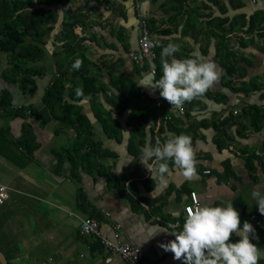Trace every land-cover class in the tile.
<instances>
[{
    "label": "crops",
    "instance_id": "crops-1",
    "mask_svg": "<svg viewBox=\"0 0 264 264\" xmlns=\"http://www.w3.org/2000/svg\"><path fill=\"white\" fill-rule=\"evenodd\" d=\"M243 2L244 7L234 9L228 0H71L88 15L86 25L76 31L85 45L87 72L96 80L88 82L95 89L79 101L69 93L65 99L80 106L104 149L77 166L61 148L77 137L74 128L62 129L58 117L43 122L20 114L24 106L44 107L46 89L60 64L72 68L69 90L87 83L82 75L79 81L72 75L75 55L66 57L58 39L61 21L44 37V56L32 62L43 74L25 90L3 76L9 58L0 50V99L5 100L0 101V144L7 153H0V184L12 189L0 205V250L10 264H129L98 237L81 233L83 217L98 218L102 234L112 239L119 224L121 239L141 249L147 264H183L159 245L175 239L171 232L182 231L178 222H184L191 191H197L200 206L232 203L241 225L245 220L253 225L252 242L264 253V215L253 197L254 191L264 196V38L229 34L226 43L239 67L226 76L217 55L219 42L210 33L221 34L210 19L222 16L224 7L230 16L264 10V0ZM144 20L156 55L137 61L130 53L139 48ZM170 42L180 45L175 58L198 54L223 70L204 95L179 108L150 85L163 74L161 51ZM27 122L37 137L31 155L20 144ZM169 134L192 138L198 163L190 181L169 162L171 174L162 182L154 158L149 169L140 161L146 145L155 146L156 139L163 143ZM238 239L233 235V242ZM258 264H264V256Z\"/></svg>",
    "mask_w": 264,
    "mask_h": 264
},
{
    "label": "trees",
    "instance_id": "trees-1",
    "mask_svg": "<svg viewBox=\"0 0 264 264\" xmlns=\"http://www.w3.org/2000/svg\"><path fill=\"white\" fill-rule=\"evenodd\" d=\"M175 1L181 4L184 0ZM213 1L216 2V0ZM228 1L234 9L242 8L245 5L243 0ZM58 6L62 7V15H60ZM224 8L221 11L222 16L218 15L210 19V24L217 25L215 27L220 29L221 34L218 35L215 30L210 33L216 36L219 42L217 43V55L221 56L226 76H232L238 71L239 66L236 64L238 58L234 55V51L231 50L229 44L226 43V37L231 33L236 34V32L241 31L247 34H257L259 39L263 40L264 10H257L250 16L245 12L230 16L226 14V7ZM87 19L88 15L75 9L71 0H0V50L9 58V67L3 71L6 80L19 84L20 88L25 90L35 82L37 76L43 74L39 70V66L32 64V62L44 56V45L46 43L44 37L50 35L60 21L61 30L57 35L65 49L66 57L75 55L74 61L81 58L82 66L79 70L74 69L72 75L77 80V76L82 75V81L87 82L85 87L77 86L75 88L72 85V88L75 89L73 91L72 89L69 90L67 81L72 68L63 67V64H60L58 73L46 89L43 100L44 107L28 105L22 107V111H20V114L25 117L35 116L43 122L58 117L63 122L62 129L74 128L77 131V137L71 143L62 145L61 148L67 152V157L76 166L84 164L85 160H89L88 157L91 154L99 152L101 155L104 150L101 148L100 142L93 138L91 126L82 113L80 106L65 99V94L69 93L74 102L79 101V99L86 96V93L95 89V84L91 87L88 85L89 81L96 80V78L87 72V60L83 51L85 45L81 44L80 34L76 31L77 27L86 25ZM149 25H151L150 22ZM241 38H244V36H241ZM5 96L10 101L12 100L9 94ZM0 101L4 102V97ZM133 116L136 117V115ZM133 126L138 130L141 129V126ZM157 129H159L158 125L154 130ZM3 131L7 132L6 129ZM36 138L33 127L27 122L20 144L22 143L29 155L33 154L36 149ZM4 147L5 145L0 144V153L7 154L4 152ZM88 149L91 150L87 151Z\"/></svg>",
    "mask_w": 264,
    "mask_h": 264
},
{
    "label": "clouds",
    "instance_id": "clouds-1",
    "mask_svg": "<svg viewBox=\"0 0 264 264\" xmlns=\"http://www.w3.org/2000/svg\"><path fill=\"white\" fill-rule=\"evenodd\" d=\"M179 51L180 45L171 42L162 48L163 74L155 83L152 78L150 84L153 89L160 90L162 98L177 108L204 95L223 75V70L215 62L202 60L198 54L175 58L174 54ZM81 66L80 59L72 65L76 70ZM153 158L158 162L157 175L162 182H165L166 174H171L169 162L189 181L197 175L198 161L190 135L169 134L163 143L157 140L155 146L146 145L140 161L149 169L148 162ZM253 197L257 200L258 211L264 215V196L254 191ZM171 234L175 239L159 246L165 252L173 253V259L183 264H258L264 256L257 244L252 242L255 238L253 225L247 220L241 225L240 212L232 203L189 208L182 231ZM233 235L239 237L235 242L232 241Z\"/></svg>",
    "mask_w": 264,
    "mask_h": 264
},
{
    "label": "built area",
    "instance_id": "built-area-1",
    "mask_svg": "<svg viewBox=\"0 0 264 264\" xmlns=\"http://www.w3.org/2000/svg\"><path fill=\"white\" fill-rule=\"evenodd\" d=\"M155 46L156 43L152 38L148 23L146 20H144L142 22L139 48L137 51L130 53V56L132 59L137 61L145 58L155 57ZM205 173H210V170L205 171ZM11 191L12 189L8 185L0 184V205L4 204V202L10 197ZM190 198L191 203L186 204L184 207L186 215L189 208H194L197 205H201L197 191H191ZM183 223L184 222H178V224H180V226L182 227ZM120 227L121 226L119 224L115 227L114 239H112L102 234L101 222L98 218L83 217L81 218L80 230L84 235H92L98 237L103 247L109 249L111 253L121 256L129 264H147L141 249L121 239ZM108 261H110V257L108 258Z\"/></svg>",
    "mask_w": 264,
    "mask_h": 264
},
{
    "label": "water",
    "instance_id": "water-1",
    "mask_svg": "<svg viewBox=\"0 0 264 264\" xmlns=\"http://www.w3.org/2000/svg\"><path fill=\"white\" fill-rule=\"evenodd\" d=\"M0 262L1 264H10L7 256L5 255V253L3 251L0 250Z\"/></svg>",
    "mask_w": 264,
    "mask_h": 264
},
{
    "label": "rangeland",
    "instance_id": "rangeland-1",
    "mask_svg": "<svg viewBox=\"0 0 264 264\" xmlns=\"http://www.w3.org/2000/svg\"><path fill=\"white\" fill-rule=\"evenodd\" d=\"M152 35V34H151ZM234 56V55H233Z\"/></svg>",
    "mask_w": 264,
    "mask_h": 264
}]
</instances>
